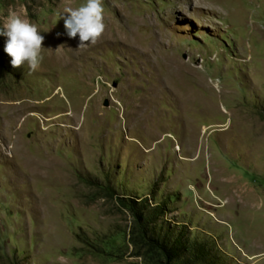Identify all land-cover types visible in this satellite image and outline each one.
<instances>
[{"label": "rangeland", "instance_id": "obj_1", "mask_svg": "<svg viewBox=\"0 0 264 264\" xmlns=\"http://www.w3.org/2000/svg\"><path fill=\"white\" fill-rule=\"evenodd\" d=\"M82 3L0 0L45 36L0 35V264H264V0H104L79 48Z\"/></svg>", "mask_w": 264, "mask_h": 264}, {"label": "clouds", "instance_id": "obj_2", "mask_svg": "<svg viewBox=\"0 0 264 264\" xmlns=\"http://www.w3.org/2000/svg\"><path fill=\"white\" fill-rule=\"evenodd\" d=\"M61 17L67 35L70 38L79 36V48L97 45L106 30L104 0H84L77 7L65 8ZM0 35L8 38L5 51L12 58L13 67L27 65L29 74L39 69L44 59L45 36L37 24L9 10Z\"/></svg>", "mask_w": 264, "mask_h": 264}, {"label": "trees", "instance_id": "obj_3", "mask_svg": "<svg viewBox=\"0 0 264 264\" xmlns=\"http://www.w3.org/2000/svg\"><path fill=\"white\" fill-rule=\"evenodd\" d=\"M169 252L170 253H173V258L175 259L176 257H177V255H178V253H177V249H175V248H173V249H169Z\"/></svg>", "mask_w": 264, "mask_h": 264}]
</instances>
